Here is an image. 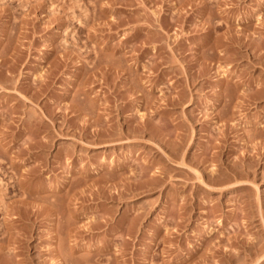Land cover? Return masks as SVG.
<instances>
[{
	"label": "rangeland",
	"instance_id": "374dc122",
	"mask_svg": "<svg viewBox=\"0 0 264 264\" xmlns=\"http://www.w3.org/2000/svg\"><path fill=\"white\" fill-rule=\"evenodd\" d=\"M0 264H264V0H0Z\"/></svg>",
	"mask_w": 264,
	"mask_h": 264
},
{
	"label": "bare ground",
	"instance_id": "6f19581e",
	"mask_svg": "<svg viewBox=\"0 0 264 264\" xmlns=\"http://www.w3.org/2000/svg\"><path fill=\"white\" fill-rule=\"evenodd\" d=\"M97 147H102V146H97ZM205 159V158H204ZM203 160V159H202Z\"/></svg>",
	"mask_w": 264,
	"mask_h": 264
}]
</instances>
